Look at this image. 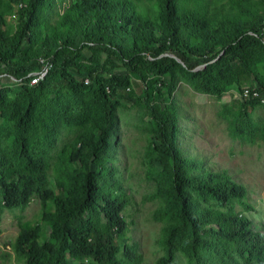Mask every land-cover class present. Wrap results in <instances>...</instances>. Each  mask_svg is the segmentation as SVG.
Wrapping results in <instances>:
<instances>
[{
    "label": "trees",
    "instance_id": "obj_1",
    "mask_svg": "<svg viewBox=\"0 0 264 264\" xmlns=\"http://www.w3.org/2000/svg\"><path fill=\"white\" fill-rule=\"evenodd\" d=\"M55 1L0 0V80L23 84L0 89V218L33 195L43 202L42 223H22L9 244L17 263L121 264L125 202L105 182L116 173L115 111L125 100L145 104L152 120L146 155L158 176L153 198L163 203L154 219L165 221L156 264H174L177 251L208 264L203 250L209 262L219 254L228 264H264L263 232L246 217L203 207L225 208L247 191L224 173L194 175L171 102L178 73L217 98L249 76L257 89L229 111V132L264 144V123L250 116L264 104V0H69L54 18ZM131 88L139 94L126 95ZM62 125L84 131L56 158L52 189L47 148ZM126 256L140 264L132 250Z\"/></svg>",
    "mask_w": 264,
    "mask_h": 264
},
{
    "label": "rangeland",
    "instance_id": "obj_2",
    "mask_svg": "<svg viewBox=\"0 0 264 264\" xmlns=\"http://www.w3.org/2000/svg\"><path fill=\"white\" fill-rule=\"evenodd\" d=\"M68 3L69 0H56L48 10L49 14L57 18ZM7 21L11 27H15L13 17ZM22 86L20 82L0 80V89L17 92ZM247 89L256 90V83L249 76L242 75L238 87L229 88L221 98H217L197 90L187 77L178 73L171 102L178 115L177 143L181 154L183 158L198 164L194 175L224 173L247 191L242 200L232 201L225 208L214 201L203 204V207L246 217L257 231L264 233V144L260 141L252 144L233 138L226 117L237 103L247 99L244 96ZM134 92L139 94V91L131 88L126 95ZM69 98L67 90H64L61 101L67 103ZM115 112L117 140L111 161L116 173L113 180L105 182V186L107 191L125 202L121 214L123 230L117 240L120 247L119 261L121 264H132L126 256L127 250H132L141 259L140 264H156L164 255L160 239L165 221L154 219L155 211L163 203L159 198H153L157 192L158 176L150 168L146 155L152 143V120L145 104H132L124 100L118 104ZM250 116L253 122L261 126L264 123V104L252 108ZM83 131L62 125L54 145L47 148L52 157L50 188L55 187L57 173L53 164L56 158L65 147L74 145ZM42 216L43 202L39 195H33L27 206L4 210L0 218V264H18L9 244L18 237L22 223H42ZM43 229L42 241L47 239L49 231L48 228ZM203 251L208 264H228L219 254H215L216 257L209 262L208 250ZM6 254L12 257L8 261L4 258ZM233 255H237L236 252ZM71 262L80 263L76 260ZM174 264L190 263L182 252L177 251Z\"/></svg>",
    "mask_w": 264,
    "mask_h": 264
},
{
    "label": "built area",
    "instance_id": "obj_3",
    "mask_svg": "<svg viewBox=\"0 0 264 264\" xmlns=\"http://www.w3.org/2000/svg\"><path fill=\"white\" fill-rule=\"evenodd\" d=\"M47 74V70H45L43 73H41L37 78L32 80V84H37L41 79H43ZM250 95L249 90L244 91V96L248 97ZM253 95H257L256 92L253 93Z\"/></svg>",
    "mask_w": 264,
    "mask_h": 264
}]
</instances>
